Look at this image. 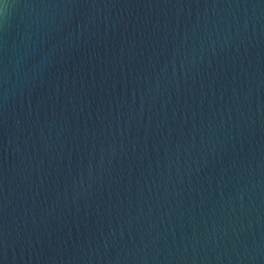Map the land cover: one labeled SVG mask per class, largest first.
Returning a JSON list of instances; mask_svg holds the SVG:
<instances>
[{"label":"water","instance_id":"95a60500","mask_svg":"<svg viewBox=\"0 0 264 264\" xmlns=\"http://www.w3.org/2000/svg\"><path fill=\"white\" fill-rule=\"evenodd\" d=\"M0 264H264V0H0Z\"/></svg>","mask_w":264,"mask_h":264}]
</instances>
